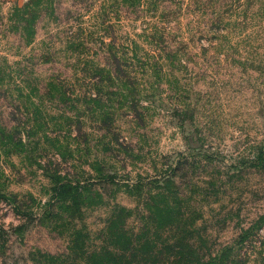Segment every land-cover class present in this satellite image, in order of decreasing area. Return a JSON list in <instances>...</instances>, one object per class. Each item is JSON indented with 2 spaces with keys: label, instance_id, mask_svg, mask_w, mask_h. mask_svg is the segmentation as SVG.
<instances>
[{
  "label": "rangeland",
  "instance_id": "374dc122",
  "mask_svg": "<svg viewBox=\"0 0 264 264\" xmlns=\"http://www.w3.org/2000/svg\"><path fill=\"white\" fill-rule=\"evenodd\" d=\"M28 1L0 0V60L42 77L77 73L74 106L31 104L49 133L0 142V264H264V17L230 57L137 72L136 118L130 98L111 101L108 82L84 78L114 67L112 37L124 50L155 19L124 8L107 22L99 3L49 0L56 17L40 14L29 44L19 22ZM96 96L115 116L96 112ZM11 100L0 90L5 120ZM13 105L19 119L27 108Z\"/></svg>",
  "mask_w": 264,
  "mask_h": 264
},
{
  "label": "trees",
  "instance_id": "16d2710c",
  "mask_svg": "<svg viewBox=\"0 0 264 264\" xmlns=\"http://www.w3.org/2000/svg\"><path fill=\"white\" fill-rule=\"evenodd\" d=\"M86 1L89 9L99 3L100 12L97 15L103 21L110 22L111 19H118L119 11L124 8L137 14L135 17L137 19L148 14H150V20L155 19L151 24V30L145 29L142 34L136 35L139 39L129 36V42L124 50H120L116 38L112 37V41L107 44V51L114 67L100 68L98 74L94 73L84 78L88 81L95 79L96 81H91L93 83L108 82L106 89H109L108 97L111 101L117 97L124 100L130 98L132 102H128L127 108L136 118H143L144 115L140 110L139 102L142 97L135 93L139 87H142L138 84L140 77L137 72L145 74V77L151 73L159 78L160 75L175 74L180 67L189 69V62L198 64L196 58L199 55L203 57L211 55L210 57L213 58L216 54L225 52L230 57L232 52L237 53V47L241 43L253 39L254 26L257 25L256 19L264 17V0ZM49 2V0H29L22 10L19 9L21 11L19 22H22L20 28L24 31L22 39L27 43L31 44L33 41L36 21L40 14L47 13L56 17L54 1L47 5ZM256 5L257 9H255ZM184 19H186L185 31L180 25ZM239 38L242 40L233 41ZM204 41L208 42V46L203 44ZM74 43L71 42V44ZM122 54L124 57H121ZM183 59L186 65L185 63L181 65ZM135 61L139 64L136 65ZM28 68L25 65L22 67L20 61L10 63L6 57L0 60V90L3 96L11 98L19 112L22 107H25L26 114H30L26 116L23 111L19 119H14L15 107L11 103L14 111L9 113V118L5 120L0 116V142L7 146L11 142L9 140L15 137V132H20L22 135L26 130L32 132L33 129H45L46 135L49 133L48 124L42 117L45 111L36 106L30 113L31 104L35 105L38 101L51 102L54 108L63 111H67V107L74 106L73 93L70 95L71 91L68 88L73 85L74 75L77 73H71L69 77L62 73H52L48 77H42L33 70L29 71ZM119 86H124L123 89L130 91L131 95H118ZM91 100L95 101L97 106L99 105L96 109L99 115L115 116L114 112L102 111L106 104L104 101L100 103L101 97L96 96ZM110 118L114 120V117ZM171 176L168 173L165 179Z\"/></svg>",
  "mask_w": 264,
  "mask_h": 264
}]
</instances>
